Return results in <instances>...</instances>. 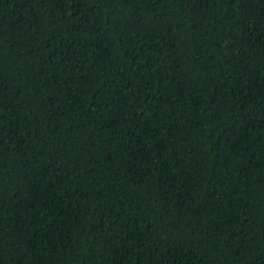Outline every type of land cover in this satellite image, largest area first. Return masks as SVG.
<instances>
[{"label": "trees", "instance_id": "1", "mask_svg": "<svg viewBox=\"0 0 264 264\" xmlns=\"http://www.w3.org/2000/svg\"><path fill=\"white\" fill-rule=\"evenodd\" d=\"M0 264H264V0H0Z\"/></svg>", "mask_w": 264, "mask_h": 264}]
</instances>
